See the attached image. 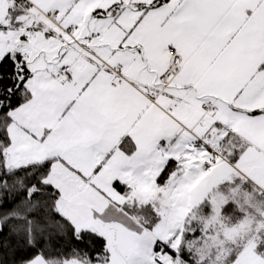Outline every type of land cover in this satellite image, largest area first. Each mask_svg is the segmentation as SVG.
<instances>
[{"label": "snow or ice", "instance_id": "1", "mask_svg": "<svg viewBox=\"0 0 264 264\" xmlns=\"http://www.w3.org/2000/svg\"><path fill=\"white\" fill-rule=\"evenodd\" d=\"M0 264H264V0H0Z\"/></svg>", "mask_w": 264, "mask_h": 264}]
</instances>
